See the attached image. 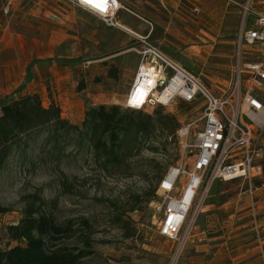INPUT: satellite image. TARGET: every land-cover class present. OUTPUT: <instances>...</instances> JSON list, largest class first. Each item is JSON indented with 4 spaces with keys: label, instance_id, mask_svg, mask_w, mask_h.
I'll use <instances>...</instances> for the list:
<instances>
[{
    "label": "rangeland",
    "instance_id": "1",
    "mask_svg": "<svg viewBox=\"0 0 264 264\" xmlns=\"http://www.w3.org/2000/svg\"><path fill=\"white\" fill-rule=\"evenodd\" d=\"M87 13L83 15L94 17ZM48 19L52 21L51 17ZM236 28L230 31L231 36L218 38V41L226 42L217 45V54L207 61L191 54H179L169 42L162 44L165 33L161 29L154 37L159 39L162 45L158 46L165 55L193 73L215 95L221 96L233 90L234 40L239 26ZM106 29L115 33L105 35L103 40L75 37L54 41L53 54L34 61L40 70L38 77L44 80L43 88L39 87V93L35 95L41 98L44 107L57 105L62 117L79 127L92 106L124 107L142 61L137 52L141 43L136 36L120 29ZM150 41L147 39L152 44ZM19 93L22 90L16 91ZM20 96L23 95L1 97L0 109L4 103ZM161 107L165 114L177 118L180 124L177 134L156 133L149 142L135 148L121 166H109L106 171L103 170V159L96 158L91 151H77L72 146L67 147L59 160L54 159L50 148L42 152L41 139L16 150L0 175V202L13 209L0 219V247H6L5 228L21 219L23 196L39 191L51 203V212L61 221H73L80 231H85L83 220L91 224L94 253L86 259L87 264H188L187 257L199 256L194 250L187 255L186 250L208 244L209 232L202 234L205 237L202 242L189 243L180 255L177 244L160 234L164 212L157 184L163 171L167 173L177 164L192 166V150H184L182 142L187 140L192 144L195 134L203 128L204 108L199 102L178 100L169 107L158 105L141 111L154 115ZM183 131L187 132L186 137L182 136ZM260 179H264V174ZM217 183L214 181L208 187L202 210L195 218V214L191 216L195 221L194 233L207 230L208 222L202 212ZM246 184L239 187L238 193L246 191L250 185ZM253 187L261 186L253 184ZM217 202H221L220 196ZM132 207L136 209L130 211ZM257 218L259 224V215ZM250 219L255 220L253 216L247 218L249 223ZM219 221L222 222L221 217ZM244 230L248 231L246 247L240 254L247 260L242 264H253L255 259L264 264V227L256 233L250 223ZM15 245L17 243H12L11 247Z\"/></svg>",
    "mask_w": 264,
    "mask_h": 264
},
{
    "label": "built area",
    "instance_id": "2",
    "mask_svg": "<svg viewBox=\"0 0 264 264\" xmlns=\"http://www.w3.org/2000/svg\"><path fill=\"white\" fill-rule=\"evenodd\" d=\"M68 1L107 27L131 33L140 41L137 52L142 61L124 108L141 111L158 105L169 107L178 100L199 102L204 108L203 128L192 144L182 142L184 150H192V166L177 164L170 168L158 186L164 212L160 234L177 244L180 255L189 243L205 240L202 232L194 233L191 216L195 214V218L202 210L212 182L243 181L253 186L264 174V0H226L240 10V24L234 40L233 90L221 96L147 38L128 30L118 19L125 10L118 0ZM51 19L60 21L55 15ZM145 79L148 86L141 88ZM136 99L141 100L140 109L131 107ZM186 135L183 131L182 136Z\"/></svg>",
    "mask_w": 264,
    "mask_h": 264
},
{
    "label": "crops",
    "instance_id": "3",
    "mask_svg": "<svg viewBox=\"0 0 264 264\" xmlns=\"http://www.w3.org/2000/svg\"><path fill=\"white\" fill-rule=\"evenodd\" d=\"M118 2L125 9L118 19L128 30L152 40V45L160 50L158 45L169 42L179 54H191L204 61L217 54V45L226 42L218 38L231 36L230 31H235L240 24V10L226 0ZM79 10L68 0H0V98L39 93L44 80L38 77L40 70L34 61L50 57L55 50L54 41L75 37L103 40L105 35H114L100 19L85 17L83 14L87 12ZM53 15L60 21L48 19ZM160 29L165 33L162 44L154 37ZM18 90L22 93L16 94ZM217 182L202 212L208 224L207 230L200 232H209L211 237L208 244L187 248V255L193 250L199 253V256L187 257L188 264H242L247 260L240 254L246 247L248 231L244 229L251 223L253 230L259 233L264 227V186L248 184L246 191L238 193L246 182ZM219 196L221 202H217ZM252 216L255 220L250 219L249 223L247 218ZM252 261L263 264L261 260Z\"/></svg>",
    "mask_w": 264,
    "mask_h": 264
},
{
    "label": "trees",
    "instance_id": "4",
    "mask_svg": "<svg viewBox=\"0 0 264 264\" xmlns=\"http://www.w3.org/2000/svg\"><path fill=\"white\" fill-rule=\"evenodd\" d=\"M1 111L0 175L16 150L38 139L42 140V152L50 148L55 160L72 146L103 159L106 171L109 166H121L135 148L156 133L174 136L180 126L177 118L165 114L162 107L150 115L123 106L100 105L88 109L79 127L64 119L57 105L44 107L38 95L29 94L4 103ZM165 174L163 171L159 175L157 188ZM255 184L263 186L264 179ZM22 204L20 221L5 228L7 243L4 249L0 247V264H87L86 259L94 253L89 221H82L86 233L73 221H61L39 191L23 196ZM12 211L0 202V219ZM12 243L17 245L11 247Z\"/></svg>",
    "mask_w": 264,
    "mask_h": 264
},
{
    "label": "bare ground",
    "instance_id": "5",
    "mask_svg": "<svg viewBox=\"0 0 264 264\" xmlns=\"http://www.w3.org/2000/svg\"><path fill=\"white\" fill-rule=\"evenodd\" d=\"M150 71V73H152V74H154V72H153V70H149ZM154 78H156V77H154ZM139 86V85H138ZM144 86L145 87H147L148 86V80L146 81V79L145 80H142V84H141V88H144ZM153 86V85H152ZM127 102H129V96H128V98H127ZM141 100H134V101H132L131 102V107L132 108H136V109H140L141 108Z\"/></svg>",
    "mask_w": 264,
    "mask_h": 264
},
{
    "label": "snow or ice",
    "instance_id": "6",
    "mask_svg": "<svg viewBox=\"0 0 264 264\" xmlns=\"http://www.w3.org/2000/svg\"><path fill=\"white\" fill-rule=\"evenodd\" d=\"M85 2H91V0H85Z\"/></svg>",
    "mask_w": 264,
    "mask_h": 264
}]
</instances>
